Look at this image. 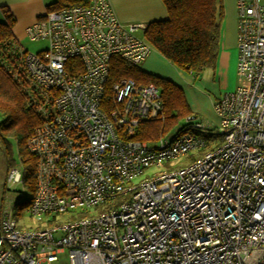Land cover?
<instances>
[{
	"label": "built area",
	"instance_id": "obj_1",
	"mask_svg": "<svg viewBox=\"0 0 264 264\" xmlns=\"http://www.w3.org/2000/svg\"><path fill=\"white\" fill-rule=\"evenodd\" d=\"M237 1L239 85L214 104L218 128L188 116L157 147L130 139L140 122L163 118L156 86L122 79L105 108L113 57L141 68L153 50L137 36L146 27L122 23L109 0L29 26L26 37L48 41L45 50L0 42V65L41 121L26 143L37 157L27 212L52 217L25 230L6 209L0 264H54L64 253L69 264H264V4ZM212 132L221 142L203 136ZM195 151L189 166L133 183ZM8 182L21 184L22 169ZM78 210L93 215L57 222Z\"/></svg>",
	"mask_w": 264,
	"mask_h": 264
},
{
	"label": "trees",
	"instance_id": "obj_2",
	"mask_svg": "<svg viewBox=\"0 0 264 264\" xmlns=\"http://www.w3.org/2000/svg\"><path fill=\"white\" fill-rule=\"evenodd\" d=\"M87 1L56 0L47 7V12L86 5ZM162 1L167 9L168 18L149 23L143 32L148 44L182 72L196 79L206 70L215 69L225 15L224 0ZM2 12L4 20L0 21V42L14 38L13 28L16 23L10 10L2 8ZM125 78L133 79L141 85H154L160 88L164 105L163 118L140 122L130 139L149 142L158 140L168 132L176 135L182 130V121L192 116L183 89L172 81L148 73L117 56L113 57L111 63L105 108L110 107L113 84ZM182 112L185 115H181ZM0 114L4 116L0 124V139L8 151H11L10 139L16 141L23 171V184L28 185L34 194L37 157L29 152L26 143L34 128L40 124V117L1 65ZM203 136L211 144L218 139L221 140L214 132ZM22 200L18 205L28 208L29 202L24 203Z\"/></svg>",
	"mask_w": 264,
	"mask_h": 264
},
{
	"label": "crops",
	"instance_id": "obj_3",
	"mask_svg": "<svg viewBox=\"0 0 264 264\" xmlns=\"http://www.w3.org/2000/svg\"><path fill=\"white\" fill-rule=\"evenodd\" d=\"M55 1L0 0V21L4 20L2 8L10 10L16 20L13 28L14 38L21 41L26 36V29L44 16L47 13V7ZM109 1L117 18L124 24L147 27L151 22L168 18V12L162 0ZM237 2V0H224L225 15L221 26L217 63L212 71L213 79L211 81H206L203 78L196 79L181 70H178L177 73L172 69L168 60L154 49L141 67L144 71L166 78L182 88L190 106L202 111L210 120L213 118L217 120L213 109L214 104L225 94L233 92L239 85L237 76ZM165 66L169 71L161 70ZM21 198V193L15 198L13 197L17 205ZM9 207L11 206L9 205Z\"/></svg>",
	"mask_w": 264,
	"mask_h": 264
},
{
	"label": "rangeland",
	"instance_id": "obj_4",
	"mask_svg": "<svg viewBox=\"0 0 264 264\" xmlns=\"http://www.w3.org/2000/svg\"><path fill=\"white\" fill-rule=\"evenodd\" d=\"M261 3L264 4V0H261ZM137 36L141 39L145 40V37L143 36V31H138ZM146 41V40H145ZM21 43L28 52L30 53H37L39 51L45 50L48 46V41H31L28 37H23L21 40ZM169 62V61H168ZM170 66L174 71H178V69L175 65H173L171 62H169ZM143 67V66H141ZM177 69V70H176ZM163 72L169 71L168 67L165 66L164 68L161 69ZM5 71V70H4ZM213 69L206 70L203 75L200 77V79H205L206 81H211L213 79ZM7 73V72H5ZM178 73V72H177ZM152 74V73H151ZM170 74V72H168ZM190 75V74H188ZM192 76V75H190ZM159 92L161 93V89H158ZM210 98V97H208ZM187 100V98H186ZM188 102V101H187ZM189 104V103H188ZM190 106V104H189ZM214 109V106H213ZM189 113V112H188ZM190 113L191 115H195L200 118L205 124H210L214 126L215 128H218V119L217 120H210L206 117V115L196 109L194 106H190ZM181 115H185L184 112L181 113ZM208 120H207V119ZM4 116L0 114V124L3 121ZM171 133L168 132V134L165 135H170ZM221 142L220 139H218L215 143ZM10 150L8 151L0 139V222L3 217L4 212L6 209L9 208V205L14 207L15 214L18 215V222L19 224L23 227V229H29V230H36L39 227H46L47 226V221H52V217L46 218L42 217L41 219L32 217L28 212L27 208H24L23 206H19L15 203V198L16 195H20L23 198L22 202L28 203L32 200L33 198V192L31 189L28 187V185H25L23 183L19 185H11L8 182L9 178V170L13 167L22 169V165L20 162L19 155L17 153V144L16 141L13 139H10ZM149 146L151 147H157L158 146V140H151L149 142H146ZM200 154L199 152H191L187 156H183L179 158L178 160L174 161H168L164 163L160 168H151L147 169L144 171V174H142L139 177H136L134 179V184H139L141 181H144L148 178L151 177H158L162 174H167L172 171L178 170L185 168L192 164L195 159L199 158ZM17 209V210H16ZM80 213L83 214L82 217H90L92 214V210H85V211H76L74 214L72 212L61 215L57 218V222L60 224H63L65 222H68L69 220L78 217ZM54 264H69V259H68V253H64L60 256V260Z\"/></svg>",
	"mask_w": 264,
	"mask_h": 264
}]
</instances>
